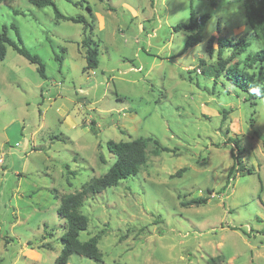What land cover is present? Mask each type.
I'll use <instances>...</instances> for the list:
<instances>
[{
  "label": "rangeland",
  "instance_id": "1",
  "mask_svg": "<svg viewBox=\"0 0 264 264\" xmlns=\"http://www.w3.org/2000/svg\"><path fill=\"white\" fill-rule=\"evenodd\" d=\"M54 2L64 16L92 25L99 66L84 71V23L57 20L53 7L28 0L0 4V32L6 27L45 68L42 77L13 46L0 63V264H54L64 234L61 196L108 171L116 159L108 142L149 137L171 152L155 155L148 142L139 175L82 209L89 227L80 239L104 231L102 261L73 254L68 264H264V99L251 106L227 80L204 76L201 65L215 64L219 39L251 40L233 60L241 66L263 48L245 0ZM192 16L209 19L203 41L186 49L190 32L174 27ZM260 65L250 72L264 83ZM230 138L239 139L252 175L236 167L228 181L236 152ZM193 199L207 201L181 205Z\"/></svg>",
  "mask_w": 264,
  "mask_h": 264
},
{
  "label": "trees",
  "instance_id": "2",
  "mask_svg": "<svg viewBox=\"0 0 264 264\" xmlns=\"http://www.w3.org/2000/svg\"><path fill=\"white\" fill-rule=\"evenodd\" d=\"M6 0H0V4ZM100 2H108V0H99ZM28 2L36 7H53L57 20L71 21L73 23H84L85 29H90L89 35L85 36L82 47L85 49L86 67L84 71H94L99 66V46L92 39L93 27L86 19L80 17L64 16L56 7L54 0H28ZM89 8V7H88ZM109 10H114L112 6L107 4ZM245 16L247 24L252 31L253 38L260 41L263 48L257 53L247 55L244 65L239 62L233 63V60L238 56L245 54L251 47V40H240L233 43L232 40H227V43L218 40V48L216 53V62L213 65L207 66L203 61V75L209 77L217 84L222 78L227 80L233 89L240 91L246 97V101L250 102L251 106L256 105V101L264 99V83L258 81L251 74L254 65L261 64L263 69L264 64V0H245L244 2ZM208 16L191 17L189 23H180L174 27L176 33L188 31L190 35L186 41V49L197 46L203 41V30L206 25ZM220 32V26L218 25ZM19 41L21 38L18 36ZM214 38H211L207 44V53L210 58L215 55ZM13 46L21 56L25 57L30 63L38 65V72L42 77H45V68L41 60L31 54L22 46L15 44L8 35V29L4 27L0 32V63L4 61L7 55V47ZM226 49H230V56L225 57ZM255 88L254 91H252ZM227 112L224 111L222 122L224 123L227 117ZM148 142H153L155 145L154 154L159 155L161 152H171L167 147L160 144L158 140L149 138H137L125 142L110 141L107 143L108 150L115 156V162L108 171L101 177H94L89 182L84 184L80 191L61 196L60 206L57 209L59 218L64 220V234L60 238L62 250L55 259L54 264H68L70 257L73 254L82 255L96 262L102 261V254L99 250L98 243L100 235L104 231L96 234L86 241H82L80 236L86 232L89 227V218L82 213L85 202L92 196L101 194L105 190L117 187L122 181L133 178L139 175L140 171L147 165V147ZM230 142L234 143L236 152L232 154L234 165L229 172L228 181L233 176V173L238 167L241 175L245 172L252 175V169H246L243 165L241 156L243 150L239 146V139L230 138ZM100 161L105 162L102 155ZM187 171L182 168L177 171L172 178H181ZM71 174H74L73 172ZM207 201L203 199H193L187 202L182 201L183 207L198 206ZM7 243V242H6ZM219 258L210 260V264H225L218 260Z\"/></svg>",
  "mask_w": 264,
  "mask_h": 264
},
{
  "label": "built area",
  "instance_id": "3",
  "mask_svg": "<svg viewBox=\"0 0 264 264\" xmlns=\"http://www.w3.org/2000/svg\"><path fill=\"white\" fill-rule=\"evenodd\" d=\"M3 163H4V159L2 156H0V167L3 165Z\"/></svg>",
  "mask_w": 264,
  "mask_h": 264
},
{
  "label": "clouds",
  "instance_id": "4",
  "mask_svg": "<svg viewBox=\"0 0 264 264\" xmlns=\"http://www.w3.org/2000/svg\"><path fill=\"white\" fill-rule=\"evenodd\" d=\"M209 31H211V29H209ZM254 90H255V88L252 91H254Z\"/></svg>",
  "mask_w": 264,
  "mask_h": 264
}]
</instances>
